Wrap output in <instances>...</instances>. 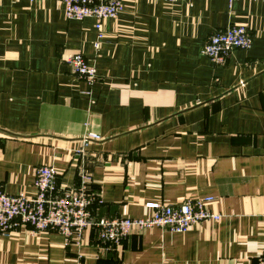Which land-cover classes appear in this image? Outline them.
Masks as SVG:
<instances>
[{"label":"crops","instance_id":"1","mask_svg":"<svg viewBox=\"0 0 264 264\" xmlns=\"http://www.w3.org/2000/svg\"><path fill=\"white\" fill-rule=\"evenodd\" d=\"M122 2L97 39L95 19L67 20L59 0H0V190L32 195L35 169L50 164L56 192L90 176L93 222L206 196L220 218L118 246L94 226L76 244L18 225L0 232V264H254L264 253V1ZM235 23L251 47L210 62L204 42ZM74 52L94 66V84L62 60ZM86 131L100 139L83 143Z\"/></svg>","mask_w":264,"mask_h":264},{"label":"built area","instance_id":"2","mask_svg":"<svg viewBox=\"0 0 264 264\" xmlns=\"http://www.w3.org/2000/svg\"><path fill=\"white\" fill-rule=\"evenodd\" d=\"M35 1V0H26ZM177 2L180 0H160ZM231 3L234 0H228ZM257 1V0H253ZM264 1V0H262ZM67 20L95 19L97 39L102 38L103 21L114 19L122 11V0H59ZM252 35L244 24H230L223 30L211 34L203 44L202 54L214 64L225 62L234 49H249ZM97 47V42L95 43ZM62 60L71 71L88 85L97 80L94 66L89 65L79 52L65 55ZM94 132H85L83 143L99 140ZM75 150L74 155H80ZM56 170L50 164L35 169V188L32 195H10L0 190V232L14 226H31L35 232L54 230L61 234L66 242L79 244L85 229L94 226L101 242L111 246L121 245L132 233L151 228H160L169 232L183 233L200 221H215L220 215L209 209L211 196L186 198L175 204L148 202L144 206L150 213L143 217L90 219L89 209L98 202V196L89 189L90 176L84 174L75 188L56 192ZM254 264H264V254L256 257Z\"/></svg>","mask_w":264,"mask_h":264},{"label":"rangeland","instance_id":"3","mask_svg":"<svg viewBox=\"0 0 264 264\" xmlns=\"http://www.w3.org/2000/svg\"><path fill=\"white\" fill-rule=\"evenodd\" d=\"M86 132H88V131H86ZM89 132H91V131H89ZM82 136H83V135H82ZM82 136H81V138H82ZM81 138H80V139H81ZM96 220H97V219H96ZM200 222H202V221H200ZM97 232H98V231H97ZM142 232H143V231H142ZM138 233H141V232H138ZM138 233H137V234H138ZM98 238H99V235H98ZM126 238H127V237H126ZM126 238H125V239H126ZM261 254H264V253H261Z\"/></svg>","mask_w":264,"mask_h":264}]
</instances>
